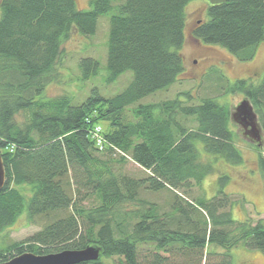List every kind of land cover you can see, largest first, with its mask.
Returning <instances> with one entry per match:
<instances>
[{"label": "trees", "instance_id": "16d2710c", "mask_svg": "<svg viewBox=\"0 0 264 264\" xmlns=\"http://www.w3.org/2000/svg\"><path fill=\"white\" fill-rule=\"evenodd\" d=\"M117 1L92 0L90 10H79L75 0H1L0 152L7 181L0 192V234L24 211L41 230L1 247L0 262L95 245L100 259L81 264H104L103 258L112 264H233L230 251L239 245L264 255V220L233 218V197L224 191L228 175L219 177L213 198H190L215 172L201 160L198 144L228 164L244 162L231 108L213 97L194 104L180 97L143 102L184 72L180 50L185 10L193 0ZM113 10L107 79L112 83L131 72L128 86L109 97L94 89L78 103L69 95L44 100L72 31L94 36L99 18ZM208 14L194 29L195 39L241 61L255 56L264 42V0L210 4ZM80 68L88 80L99 73L100 62L85 58ZM224 94L244 95L264 121V78L259 84L228 83ZM180 96L193 100L188 92ZM20 112L31 114L22 125L15 119ZM101 122H108L107 130ZM97 126L102 151L92 138ZM129 161L146 176L114 170V163ZM261 165L264 171V157ZM143 192H168L170 209L162 211ZM85 199L98 204L86 207Z\"/></svg>", "mask_w": 264, "mask_h": 264}, {"label": "rangeland", "instance_id": "374dc122", "mask_svg": "<svg viewBox=\"0 0 264 264\" xmlns=\"http://www.w3.org/2000/svg\"><path fill=\"white\" fill-rule=\"evenodd\" d=\"M79 10H90L92 0H75ZM121 0H118L119 3ZM1 4V0H0ZM208 0H193L186 7L185 42L180 50L184 59V72L176 83L145 98L144 103H157L166 99L180 97L191 104L199 103L203 97H213L220 104L231 108L232 128L236 132L235 142L241 150L244 162L241 165H231L208 154L201 144L198 150L201 160L210 162L215 167V172L202 183V187H194L190 198L200 197L205 194L207 199L217 195L219 189L218 179L222 174L230 177L225 192L233 197L232 213L236 221L252 220L253 223L264 220V171L261 159L264 157V121L257 117L260 140L247 136L235 120L234 115L245 99L242 94H224V87L241 79H246L253 84H259L264 78V42L257 48L255 56L248 61H241L227 49L218 45H209L197 40L193 36L194 29L202 22L209 20ZM114 10L103 15L98 20L97 31L94 36H85L73 30L68 39L63 43L57 79L50 83L43 94L44 100L55 99L59 96L69 95L78 103L97 89L102 95L113 96L122 92L132 80V73L127 72L117 79L108 82L107 70V41L109 34L110 18ZM85 58H92L100 62L99 73L88 80L82 79L80 63ZM190 93L193 100H188L182 93ZM29 112H20L15 119L22 125L30 119ZM104 130L109 127L108 122H101ZM114 170L132 178H142L146 172L136 163L129 161L125 164L114 163ZM29 198L32 194L30 187L22 190ZM142 196L151 202L159 204L160 209H170V194L163 192L155 194L143 192ZM84 206L90 207L98 204L94 199H85ZM128 208H134L133 205ZM41 230V224L33 225L29 222L27 212L24 211L16 221L0 234V248L10 243L22 242ZM222 252V248H217ZM233 264H264V255L251 250L244 245H239L230 251ZM104 264H112V259H104Z\"/></svg>", "mask_w": 264, "mask_h": 264}, {"label": "water", "instance_id": "95a60500", "mask_svg": "<svg viewBox=\"0 0 264 264\" xmlns=\"http://www.w3.org/2000/svg\"><path fill=\"white\" fill-rule=\"evenodd\" d=\"M232 0H208L212 5L226 3ZM244 109L250 119L256 118L253 106L248 100H244L238 107ZM6 169L0 152V192L6 185ZM101 257V248L98 246H88L79 250H63L57 253L47 255H36L34 253L21 254L7 262H0V264H81L99 260Z\"/></svg>", "mask_w": 264, "mask_h": 264}, {"label": "flooded vegetation", "instance_id": "af4514ba", "mask_svg": "<svg viewBox=\"0 0 264 264\" xmlns=\"http://www.w3.org/2000/svg\"><path fill=\"white\" fill-rule=\"evenodd\" d=\"M235 120L240 124L245 134L249 137H253L254 139L260 140L261 136L259 133L257 116L256 118L250 119L248 114L244 109H237V112L234 115Z\"/></svg>", "mask_w": 264, "mask_h": 264}, {"label": "built area", "instance_id": "2783aa9c", "mask_svg": "<svg viewBox=\"0 0 264 264\" xmlns=\"http://www.w3.org/2000/svg\"><path fill=\"white\" fill-rule=\"evenodd\" d=\"M92 138L94 140L95 145L102 151L105 148V140L102 135V127L97 126L92 133Z\"/></svg>", "mask_w": 264, "mask_h": 264}, {"label": "crops", "instance_id": "0c3cea01", "mask_svg": "<svg viewBox=\"0 0 264 264\" xmlns=\"http://www.w3.org/2000/svg\"><path fill=\"white\" fill-rule=\"evenodd\" d=\"M263 261H264V258H263Z\"/></svg>", "mask_w": 264, "mask_h": 264}]
</instances>
